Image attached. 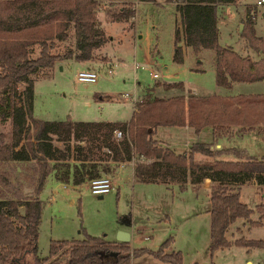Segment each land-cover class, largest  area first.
<instances>
[{
    "label": "trees",
    "instance_id": "trees-1",
    "mask_svg": "<svg viewBox=\"0 0 264 264\" xmlns=\"http://www.w3.org/2000/svg\"><path fill=\"white\" fill-rule=\"evenodd\" d=\"M133 1L0 0V120L2 124L12 120L14 125V142L8 147L1 145L0 161L36 164L31 177L36 181L32 198L0 199V264H132L133 257L147 253L165 264H182L181 252L168 253L172 239L149 252L133 250L130 243L88 236L83 241H52L49 258L38 256L43 213L39 197L48 176L54 172L56 180L81 186L86 180L115 174L135 156V178L140 183L178 185L185 190L188 183L195 187L206 179L211 181V256L231 246L264 249V241L241 239L232 243L226 238L228 229L238 221L249 222L252 227L264 225V204L256 205L253 211L240 198L241 187L248 181L255 180L264 187V156L243 158V151L216 150L214 142L199 141L179 153L158 139L162 128H186L196 136L208 131L213 138L233 128H239L241 134L264 133V95L161 99L150 91L144 94L128 123L34 118V76L44 75L66 59L91 62L95 51L108 42L99 21L102 7L119 5L113 18L130 21L136 14ZM167 1L177 5L185 46L194 53L213 51L216 87L229 89L234 84L264 82V59L254 61L218 43V8L237 5L240 0ZM254 13L252 9L246 11L239 37L251 51L264 56V40L255 33ZM72 34L74 48L64 54L54 53L58 43ZM180 35L178 29L174 54L177 64L184 61L183 49L178 45ZM36 46L39 57L35 59L32 55ZM20 86H24L23 93H19ZM164 88L180 89L182 85ZM18 99L24 105L19 115ZM117 131L122 138L116 137ZM223 155H233L237 160H220ZM254 212L258 215L256 222L251 220Z\"/></svg>",
    "mask_w": 264,
    "mask_h": 264
},
{
    "label": "rangeland",
    "instance_id": "rangeland-1",
    "mask_svg": "<svg viewBox=\"0 0 264 264\" xmlns=\"http://www.w3.org/2000/svg\"><path fill=\"white\" fill-rule=\"evenodd\" d=\"M257 1L240 0L237 5L224 8L218 27L220 47L231 48L244 56L247 54L244 42L239 37V26L245 18L246 6L255 12V33L264 40V4L256 8ZM154 3L161 5L142 1L138 7L136 43H125L119 48L108 47L109 56L115 63L114 75L108 73L109 64L99 66L102 59L99 58L88 62L98 74L99 79L95 84L78 81V74L88 66L75 60L64 63L63 69L56 67L50 76H34V118L42 121L125 123L132 119L134 110L133 104L124 100L123 95L133 94L136 89L140 100L138 104L144 94L150 91L154 97L161 99H169L172 95L181 96L180 89L171 93H162L160 88L157 90L170 81L184 83L199 96H223L221 92L225 94V90L215 85L213 59L209 50L196 56L199 52L194 53L190 49L184 53L182 64L175 63L174 9L167 0H155ZM112 7L111 12L116 13L120 6ZM120 30V25L107 26V31L113 35ZM132 41L135 42L133 35ZM74 44V37L71 36L64 47H73ZM248 52L253 54L251 50ZM33 57H38V50ZM147 57L150 59L147 60ZM137 64H151L150 68L159 73L161 78L154 80L148 69L136 70ZM196 69L202 73H196ZM18 89L19 93H23L24 86ZM234 89V93L229 91L230 95H264V82L238 84ZM189 95L194 96L190 92H185L184 96ZM23 107V100L18 99L17 115ZM13 132L12 120L6 124L0 120V147L12 145ZM207 139L204 133L198 136L192 133L191 136H184L183 140L178 136L173 144L179 153H183L191 144L207 142ZM168 143L171 144V141ZM217 143L222 150L245 149L248 152L245 151V154L258 156L255 158L264 156V142H260L256 133L230 140L220 139ZM245 154L243 158H248ZM135 158L137 162L138 157ZM219 159L237 160L233 155H223ZM35 166V162L0 161V199L32 198L35 180L31 177ZM119 170L107 176L113 183V189L102 194L92 191L90 180H86L81 187H74L72 183H58L53 174L48 176L39 197L43 203L38 253L41 259L49 258L52 241H83L91 236L115 242L120 232H127L132 236L130 245L133 250L155 252L172 239L168 253L181 252L182 264H264V249L231 246L210 255L209 189L186 186L185 190H181L177 185L136 182L130 163L120 173ZM24 186L30 191L24 190V193L17 194L18 189ZM240 198L255 211L256 205L264 204V188H260L256 194L251 186H245L240 190ZM251 220H258L257 213L254 212ZM226 238L232 243L241 239L264 241V225L252 227L249 222L238 221L228 229ZM132 264L165 263L147 253L133 257Z\"/></svg>",
    "mask_w": 264,
    "mask_h": 264
},
{
    "label": "crops",
    "instance_id": "crops-1",
    "mask_svg": "<svg viewBox=\"0 0 264 264\" xmlns=\"http://www.w3.org/2000/svg\"><path fill=\"white\" fill-rule=\"evenodd\" d=\"M150 4H153V5H161V3H154V2H149ZM257 3V2H256ZM163 5V4H162ZM170 6H172L173 7V11H174V16H175V22H174V31H175V34H176V32H177V30L179 29L180 30V32H181V38H180V43L178 44L179 45V47H181L182 49H183V52L184 53H186L188 50H190V48L188 49L186 46H185V40H184V35L182 34V25H181V22H180V14L178 13V11H177V5L175 4V3H170L169 4ZM229 6H231V5H224V6H220L219 8H218V12H219V18H218V23H217V28L219 27V21L223 18V10H224V8H226V7H229ZM256 6V8H257V4L255 5ZM260 6V5H259ZM113 9V7L112 6H105V7H102V13L100 12L99 13V21L101 22V27H102V29H103V31L105 32V34H106V37H108V42L102 47V48H100L99 50H96L95 51V53H94V56H93V60L92 61H95V59H99V58H102L101 59V62L99 63V66H104V65H108L109 64V66H110V68H109V70H113V66L115 65V63H114V61H113V59H111L110 58V56H109V53H108V47H116V48H119L122 44L123 45H125V43L126 44H129V45H132L133 43H136V38H137V23H138V18H137V16H138V13H139V9H137V10H135V17L132 19V20H130V21H117V20H115L113 17V13L114 12H111V10ZM248 9H251L250 8V6H246V8H245V10L247 11ZM255 10V9H254ZM245 15H246V13H245ZM254 23L256 24V20L254 19ZM114 25H120L121 26V30L117 33V34H115V35H113V33H110L109 31H107V26H114ZM254 29H255V26H254ZM218 33H219V29H218ZM132 35L134 36V41L135 42H133L132 41ZM72 37H74V35L72 34L71 35ZM71 36L69 37V41H70V38H71ZM138 38L139 39H141V37H140V35H138ZM68 40L67 41H65V42H60V43H58V48L54 51V53H59V54H64L67 50H69V49H73L74 48V46H75V44H74V46L73 47H71L70 45H67L66 47H64L65 45V43H67L68 42ZM74 41H75V37H74ZM244 42V41H243ZM244 45H245V47H246V49H247V54H245V56H249L252 60H254V61H257V60H260V59H264V56L263 55H261V54H256V53H254L253 52V54L252 55H250L249 54V48L247 47V45H246V43L244 42L243 43ZM174 46H175V43H174ZM38 50V57H39V47L38 46H36L35 48H34V54L36 53V51ZM155 50H156V48H155ZM174 51H175V48H174ZM202 51L204 52V50H200L199 51V53L198 54H195L196 56H198V55H200L201 53H202ZM208 52H211V57H212V59H213V66H212V69H213V74H214V76H215V71H214V53H213V51H208ZM236 52V51H235ZM150 53H151V49H150ZM238 53V52H237ZM33 54V55H34ZM175 54V53H174ZM239 54V53H238ZM33 55H32V57H33ZM241 56H244L243 54H240ZM38 57H36V58H38ZM34 58V57H33ZM35 58V59H36ZM150 59V57H147V60H149ZM185 59V58H184ZM70 60H73V59H66V60H62V61H59L56 65H55V67H54V69L56 68V67H62L63 66V64L64 63H66L67 61H70ZM91 61V62H92ZM158 64V63H157ZM87 66H88V68L86 69V70H92V71H94V72H96L92 67H90L89 65H88V63L86 64ZM54 69H52V70H54ZM62 69H63V67H62ZM52 70H50V71H47L44 75L45 76H50L51 75V72H52ZM109 70H108V73H109ZM83 71V70H82ZM85 71V70H84ZM195 72L196 73H202V71L201 70H195ZM160 75V74H159ZM161 77V76H160ZM159 80V79H158ZM139 84V83H138ZM175 84H181L182 85V88H180V91L183 93H181V95H185V92H190L192 95H194V96H199V95H197V94H195L193 91H191L188 87H186L185 86V84L184 83H182V82H167V85H175ZM256 83H254V85H255ZM258 84V83H257ZM236 85H238V84H234L231 88H229V89H224L225 90V94H222V92H221V95H223V96H221V97H232L233 96V94L232 95H230L231 93H234L235 92V87H236ZM160 88V92H164V93H171V92H175V89H177V88H173V89H170V90H167L166 88H164V85H161V86H159L158 88H157V90ZM218 88V87H217ZM220 89H223V88H220ZM185 91V92H184ZM229 91L231 92L230 94H229ZM152 92V91H151ZM153 93V92H152ZM151 93V94H152ZM220 95V94H219ZM243 95V94H242ZM247 95V94H246ZM208 96H211V95H207V96H199V97H208ZM213 96V95H212ZM236 96V95H235ZM171 97H175V95H172ZM170 97V98H171ZM159 98V97H158ZM129 122V121H128ZM128 122H125V123H128ZM239 130L240 129H236V128H233V129H231L230 131H228L226 134H224V135H222V136H219V137H217V138H213L212 137V135H211V133L210 132H202V133H204L205 135H206V137H208V139H207V142H210V143H212V142H214V147H215V149L216 150H222L221 149V145H219L218 143H217V141L218 140H220V139H227V140H230V139H233V138H235V137H242V136H246L247 134H254V133H256V134H258V138H259V140H260V142H264V133L262 132H258V131H255V132H251V133H246V134H241L240 132H239ZM191 136L192 135V133H191V131L190 130H188V129H173V128H162V129H160L159 131H158V139L160 140V141H162L164 144H166V145H168V146H170L171 148H173V149H175V147L174 146H176V145H174L173 143L175 142L174 141V139H176L178 136L180 137V139H184V136ZM169 141H171V144L170 143H168ZM191 146V145H190ZM189 146V147H190ZM58 147H60L61 149L63 148V146H62V144H59L58 145ZM189 149V148H188ZM231 149H233V148H231ZM176 150V149H175ZM237 151H243L244 153H245V151L247 152V150H245V149H242V150H237ZM248 153V152H247ZM248 158H255V157H258V156H250L249 154L247 155V154H245ZM256 159H260V158H256ZM51 163V165L53 166L54 165V163L53 162H50ZM127 166V163H125V164H122L120 167H118L117 168V171L116 172H118V170L120 169H123L124 167H126ZM135 169V168H134ZM134 169H133V179L137 182V180H136V178H135V172H134ZM120 170H119V173H120ZM118 173V174H119ZM51 174H53V176L55 177V174H54V172H52ZM56 179V178H55ZM58 183H61V184H64V183H62V182H60V181H58V180H56ZM70 183H72L73 184V182L72 181H70L69 183H66L67 185H69ZM66 184H64V185H66ZM85 184V183H84ZM83 184V185H84ZM73 186L74 187H81V186H75L74 184H73ZM166 186V185H165ZM173 186V185H172ZM178 186V185H177ZM187 186H191L192 188H195V189H198V188H203V189H205V190H210L211 189V181L210 180H208V179H206V180H204L201 184H199L198 186H192V185H190L189 183L187 184ZM245 186H251L252 188H253V190L255 191V193L256 194H258L259 193V191H260V188H264V187H261V186H258L257 184H256V182H255V180H251V181H248V182H246L241 188H243V187H245ZM19 191L17 192L18 194L19 193H24V190H25V192H27V191H30V189L28 188V187H26V186H24V187H22V188H19L18 189ZM131 239H132V236H131ZM247 264H250L249 262H247Z\"/></svg>",
    "mask_w": 264,
    "mask_h": 264
},
{
    "label": "built area",
    "instance_id": "built-area-1",
    "mask_svg": "<svg viewBox=\"0 0 264 264\" xmlns=\"http://www.w3.org/2000/svg\"><path fill=\"white\" fill-rule=\"evenodd\" d=\"M142 3V1L138 0V1H134V5H135V10L138 9L139 5ZM258 6L259 5H262L264 4V0H259L257 1L256 3ZM151 64H148V65H139L137 64L136 65V70H139V69H142V70H145V69H148L150 70V73H151V76L154 80H158L160 79V75L159 73H157L156 71H153L151 68H150ZM109 74L110 75H114L115 72L114 70H109ZM98 74L92 70H85V71H82L78 74V81L80 83H84V84H95L97 83L98 81ZM123 99L126 100V101H129L133 104V110L134 112L137 111V104L138 102L140 101L139 100V96H138V91L135 89V91L133 92V94H125L123 95ZM116 137L117 138H122L123 137V134L119 131L116 132ZM131 166H133V169L135 168V159H133L131 162H130ZM90 186H91V189L93 192L95 193H99V194H102V193H105L111 189H113V183L107 178V177H102V178H99V179H94L92 181H90Z\"/></svg>",
    "mask_w": 264,
    "mask_h": 264
},
{
    "label": "water",
    "instance_id": "water-1",
    "mask_svg": "<svg viewBox=\"0 0 264 264\" xmlns=\"http://www.w3.org/2000/svg\"><path fill=\"white\" fill-rule=\"evenodd\" d=\"M242 31V25L239 26V33ZM117 242L119 243H130L131 242V234L127 232H120L117 237Z\"/></svg>",
    "mask_w": 264,
    "mask_h": 264
}]
</instances>
